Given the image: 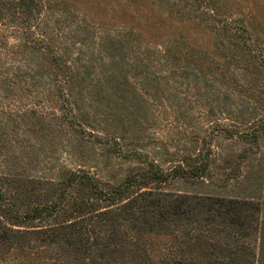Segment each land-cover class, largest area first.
Segmentation results:
<instances>
[{"label":"rangeland","instance_id":"rangeland-1","mask_svg":"<svg viewBox=\"0 0 264 264\" xmlns=\"http://www.w3.org/2000/svg\"><path fill=\"white\" fill-rule=\"evenodd\" d=\"M2 17L0 176L86 170L115 186L207 164L161 186L260 211L204 264H264V0H28L25 27ZM167 232L147 230L156 255L141 264H168Z\"/></svg>","mask_w":264,"mask_h":264},{"label":"trees","instance_id":"trees-1","mask_svg":"<svg viewBox=\"0 0 264 264\" xmlns=\"http://www.w3.org/2000/svg\"><path fill=\"white\" fill-rule=\"evenodd\" d=\"M0 8L1 19L22 25L17 27L32 20H28V0H0ZM3 12L11 13V18ZM206 168L207 164H200L165 172L153 165L115 186L86 170L73 171L58 182L28 179L26 185L24 180L0 176V263L77 264L83 258L96 264L105 258L116 264H141L156 255L141 239L150 228L168 229L170 242L161 252L163 262L194 264L191 260L199 258L197 264L208 263V257L221 255L224 248L239 246L231 232L241 235L254 227L260 206L175 194L161 186L179 171L199 175ZM220 219L236 223L239 230L225 228ZM228 232L235 242L226 246L221 237Z\"/></svg>","mask_w":264,"mask_h":264}]
</instances>
